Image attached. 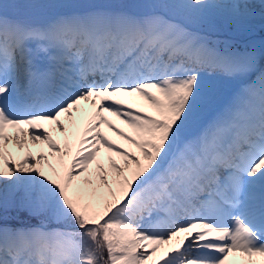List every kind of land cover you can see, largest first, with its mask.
I'll use <instances>...</instances> for the list:
<instances>
[{
  "label": "snow or ice",
  "instance_id": "6c2138e0",
  "mask_svg": "<svg viewBox=\"0 0 264 264\" xmlns=\"http://www.w3.org/2000/svg\"><path fill=\"white\" fill-rule=\"evenodd\" d=\"M256 7L0 0V264H264V70L193 28ZM209 70L259 75L208 117Z\"/></svg>",
  "mask_w": 264,
  "mask_h": 264
},
{
  "label": "bare ground",
  "instance_id": "6f19581e",
  "mask_svg": "<svg viewBox=\"0 0 264 264\" xmlns=\"http://www.w3.org/2000/svg\"><path fill=\"white\" fill-rule=\"evenodd\" d=\"M11 1H18L22 4L29 2V0H6V2H11ZM81 2L82 3L89 2V0H82ZM219 2H229V0H219ZM249 2L253 4H258V0H249ZM215 17L216 16L209 17L205 19L204 22L211 21V19H214ZM227 22H228L226 24L227 29L230 28V25H232L233 28H235V32L232 33L231 35H228V37H243V36L251 35V37H254L257 39V44L254 50L256 53V57H257V66L259 69L264 70V31L261 32V30H264V9L256 7L255 15L252 16L251 18L240 20V21L227 19ZM215 71L222 72L219 70H215ZM258 75H259V72H255L253 75V78L250 81H247L246 83H243V84L240 82V85H237V82L243 81L244 79L241 80V77H237L235 80V84L237 85L238 89L241 91L247 84L255 80ZM237 95H235V98L237 97ZM122 98L125 99L127 103H132L134 107L142 106V104L138 101V99L134 97H122ZM84 107L86 109H90V106L87 104H85ZM105 115H107L109 119L113 120V122L116 123L118 126L124 127L125 130H128L127 127L123 125L116 117H113L108 113H105ZM102 130H104L110 136V138H112L116 143H122L120 138L117 137L115 133L108 130L106 126H102ZM32 147L35 151L36 146L33 145ZM44 148H45V151H47L46 146H44ZM232 264H239L238 257L232 258Z\"/></svg>",
  "mask_w": 264,
  "mask_h": 264
},
{
  "label": "rangeland",
  "instance_id": "374dc122",
  "mask_svg": "<svg viewBox=\"0 0 264 264\" xmlns=\"http://www.w3.org/2000/svg\"><path fill=\"white\" fill-rule=\"evenodd\" d=\"M57 1V3H64L66 2L67 0H40L41 3H45V4H51V3H55ZM69 1V0H68ZM11 2H14V3H19L21 5H23L22 3L18 2V1H11ZM30 2V0H29ZM60 5V4H59ZM20 11L21 13L23 12V8L21 9H10L9 10V15H14L16 13V11ZM227 19L226 18H223V17H219V16H216L214 19H211V21H208V22H204V20L200 21V22H197V23H194L193 27L195 28H203L205 30H209L211 32H220L223 31V32H227V33H234L235 32V28H233L232 25H230V28H226V24H227ZM264 30H261V32H263ZM244 37V36H243ZM241 37L243 40L244 38ZM247 41H256L257 39L254 38V37H251V35H248L247 37ZM243 40H240L244 43H246L245 41ZM252 51H253V47L250 48ZM224 82V83H222ZM222 83V84H221ZM215 86V91H214V99L215 101L217 100H221L222 104L220 105V107H224L226 106V102L227 100H230L232 98V95L234 96V99H235V94H236V91H237V87L233 85V83L231 82H227L225 80H222L220 82H216L213 84ZM224 85H227V91L223 92V86ZM232 91V92H231ZM231 92V93H230ZM215 113L214 111V108H207L206 110V113L207 114L206 116L210 117L211 115H213Z\"/></svg>",
  "mask_w": 264,
  "mask_h": 264
}]
</instances>
